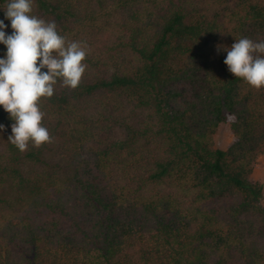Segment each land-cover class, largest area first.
<instances>
[{
    "label": "trees",
    "instance_id": "1",
    "mask_svg": "<svg viewBox=\"0 0 264 264\" xmlns=\"http://www.w3.org/2000/svg\"><path fill=\"white\" fill-rule=\"evenodd\" d=\"M32 14L86 42L87 68L40 100L52 143L19 151L0 106V264H264L250 177L264 87L223 62L264 40V0H34Z\"/></svg>",
    "mask_w": 264,
    "mask_h": 264
},
{
    "label": "clouds",
    "instance_id": "2",
    "mask_svg": "<svg viewBox=\"0 0 264 264\" xmlns=\"http://www.w3.org/2000/svg\"><path fill=\"white\" fill-rule=\"evenodd\" d=\"M34 0H7L5 19L13 29L6 35L0 20V43L6 46L0 58V106L13 121L7 140L25 152L52 143L42 120L41 98H51L59 81L62 87L76 89L86 71L88 55L84 41H69L57 31L55 21L33 15ZM219 50V49H218ZM224 64L235 78L256 90L264 87V40L242 37L230 47ZM42 69H47L42 71ZM4 125L0 124V131Z\"/></svg>",
    "mask_w": 264,
    "mask_h": 264
},
{
    "label": "rangeland",
    "instance_id": "3",
    "mask_svg": "<svg viewBox=\"0 0 264 264\" xmlns=\"http://www.w3.org/2000/svg\"><path fill=\"white\" fill-rule=\"evenodd\" d=\"M233 136V132L229 125L221 124L214 135L215 146L226 149ZM251 180L262 184V202L264 203V154H260L253 165V172L250 175Z\"/></svg>",
    "mask_w": 264,
    "mask_h": 264
}]
</instances>
